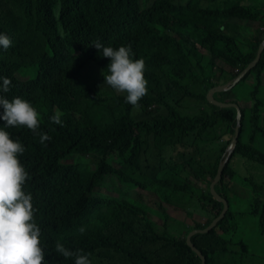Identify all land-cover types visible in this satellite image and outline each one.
Instances as JSON below:
<instances>
[{
	"label": "trees",
	"instance_id": "1",
	"mask_svg": "<svg viewBox=\"0 0 264 264\" xmlns=\"http://www.w3.org/2000/svg\"><path fill=\"white\" fill-rule=\"evenodd\" d=\"M180 1L0 0V32L12 39L8 49L0 48V76L12 80L6 95L31 102L40 131L51 136L42 145L26 127L6 129L26 149L20 156L30 175L24 189L33 195L44 264H74L54 250L56 241L90 253L92 264H202L186 240L223 209L210 184L237 124L236 108L210 103L207 93L256 57L264 39V0ZM250 23L256 31L249 37L242 30ZM96 40L114 48L131 44L134 59H144L148 92L139 112L150 117L136 119L126 93L103 84L110 60L92 46ZM263 80L264 51L232 89L214 95L241 105L242 125L216 184L229 202L227 214L209 232L192 236L207 264H264V253L251 241L264 235V183L244 177L253 184L245 202L231 165L240 155L264 166V152L254 143L264 132L258 99ZM244 86L246 101H240ZM118 104L124 105L122 116ZM56 111L63 126L50 120ZM5 124L0 119V127ZM131 133L139 147L130 153L122 145ZM114 154L121 167L107 160ZM110 174L168 200L176 206L169 216L183 209L204 220L161 229L146 204L93 193Z\"/></svg>",
	"mask_w": 264,
	"mask_h": 264
},
{
	"label": "clouds",
	"instance_id": "2",
	"mask_svg": "<svg viewBox=\"0 0 264 264\" xmlns=\"http://www.w3.org/2000/svg\"><path fill=\"white\" fill-rule=\"evenodd\" d=\"M11 45L10 36L0 32V48L6 50ZM92 46L102 53V57L110 60L106 71L102 70L103 84L117 93H126V103L133 106L135 114L141 108L140 100L148 92L144 59H134L131 44L114 48L96 40ZM11 85L9 77L0 76V106L3 108L0 119L6 122L0 127V264H44L45 247L41 244V227L35 220L37 210L34 208L33 195L24 189L30 175L21 163L20 156L26 149L6 129L26 127L39 136L42 145L51 140V136L40 131L39 113L31 102L20 96L8 98L6 94L11 91ZM113 108L114 103L112 110ZM62 115L60 111H56L50 117L51 122L63 126ZM138 147L137 133L128 134L122 149L131 153ZM107 160L114 166H122L115 154ZM85 231L86 228L82 225L79 232L83 234ZM54 250L65 259H74V264H92L91 254L85 253L83 249L72 250L56 241Z\"/></svg>",
	"mask_w": 264,
	"mask_h": 264
},
{
	"label": "rangeland",
	"instance_id": "3",
	"mask_svg": "<svg viewBox=\"0 0 264 264\" xmlns=\"http://www.w3.org/2000/svg\"><path fill=\"white\" fill-rule=\"evenodd\" d=\"M181 3L180 0H177ZM256 31V26L253 23H250L248 26H244L242 32L244 35H249V37L254 34ZM250 84L252 82L251 78L249 79ZM240 89L238 92L240 101H246V94L247 91L245 89ZM258 99L261 101L262 105L260 106V113L263 114V121L261 123L262 128L264 129V80H263V86L261 90L259 91ZM243 104V103H242ZM124 105H116L115 110L117 111V116H122L123 111L122 107ZM133 116L136 119L141 118H148L150 116L144 115L140 113L139 111L133 114ZM255 145L258 147L262 152H264V132L260 133L256 140ZM91 164L94 167V162L91 160ZM231 165L236 168L237 176L240 179V181L237 183L236 188L238 189V192L241 193L242 197L244 198L245 202H249L251 200V197L248 196L250 191L253 189V184L248 182L244 177L246 176H253L257 183L260 186V182L264 183V166L250 161L246 158L241 157L240 155H235L231 161ZM138 181L146 182L144 178H139ZM94 194L98 193H104L109 194L113 196H120L123 199H127L129 201L133 202H142L146 204L148 207H150L152 211V215L154 217L155 222L157 223V226L161 229L166 228L167 224L168 227L171 226L173 230H175L174 226H178L179 224H186V225H194L195 221H203L204 218L200 216L199 214H194L193 216L186 215V210H174V213L172 216H169L168 213L173 208L176 209V206L173 204H170L168 200H164L158 198L155 194L151 195L150 191L142 190L139 187H135L133 183L126 182L122 179H119L116 175L110 174L106 175L99 186H97L94 191ZM259 193L262 195L264 194V188H259ZM245 194V196H243ZM264 198V196H263ZM165 220H167L165 222ZM251 233L256 232V228H252V225H250ZM250 239V236L247 237ZM251 241L253 245L258 249L259 251H262L264 253V235L260 236L258 238H251ZM261 258V257H259Z\"/></svg>",
	"mask_w": 264,
	"mask_h": 264
},
{
	"label": "water",
	"instance_id": "4",
	"mask_svg": "<svg viewBox=\"0 0 264 264\" xmlns=\"http://www.w3.org/2000/svg\"><path fill=\"white\" fill-rule=\"evenodd\" d=\"M264 51V39L260 43V46L258 48V52L254 60L250 64L247 65V67L240 73L238 74L237 77H235L232 81L222 84V85H217L212 87L208 93H207V99L210 103L215 104L219 107L222 108H228V107H234L237 110V124L235 127V133L232 137L231 143L228 145L226 149V154L225 158L220 162L219 167H218V172L216 176L213 178L210 184V190L211 193L214 195V197L223 203V209L221 213L212 220V222L203 229H194L192 230L188 236H187V244L200 256L202 260V264H207L206 261V256L202 253V251L195 246V244L192 242V236H194L197 233H206L209 232L211 229L215 228L220 220H222L225 215L227 214V211L229 209V202L228 200L223 197L217 190H216V184L220 181V179L223 177L224 173V168L226 167L227 163L230 160L231 155L236 149L237 143L239 141V136H240V128H241V119H242V110H241V105L238 102H230V101H219L217 100L214 95L217 92H223L227 91L233 88L250 70H252L258 63V61L261 58L262 52Z\"/></svg>",
	"mask_w": 264,
	"mask_h": 264
}]
</instances>
